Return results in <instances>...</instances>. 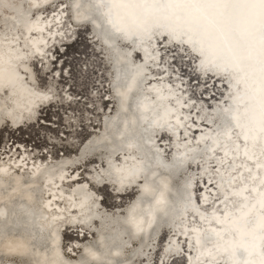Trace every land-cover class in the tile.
Wrapping results in <instances>:
<instances>
[{
	"label": "bare ground",
	"instance_id": "obj_1",
	"mask_svg": "<svg viewBox=\"0 0 264 264\" xmlns=\"http://www.w3.org/2000/svg\"><path fill=\"white\" fill-rule=\"evenodd\" d=\"M58 1L0 0V130L3 129V120L15 130L29 126L35 122L38 111L50 105L53 98H48L52 92L37 87L33 64L38 61L41 69L50 68L47 53L57 42L64 41L58 34L65 28L62 21L64 13L70 11L72 15L67 18L73 17L75 23L71 20L72 25L89 24L94 31L92 40L101 43L107 51L106 56L113 58L114 93L109 89L111 99L108 102L115 103L117 110L115 114L111 113L109 120L105 118L103 121L100 131L104 136L99 137L102 134L99 133L96 137L101 138L99 141L108 139L109 142L115 136L121 138L118 140L120 151L113 155L111 162L112 171L118 174L115 178L106 176L102 181L95 179L94 183L101 185L107 181L106 186L118 196L135 190L137 195L125 208L121 219H117L120 225L96 231L95 244L79 243V238L86 239L84 234L79 235V230L92 232L88 224L75 222L91 204L96 207L101 200L85 183L89 182L88 178L83 181L80 173L87 164L84 151L94 143L93 138L87 139L75 156L63 155L62 160L56 162L31 157L29 150L21 145L15 151L9 148L2 156L0 154V175H6L8 183H11L9 187L0 189V225L5 228H2L0 250L20 253V256L5 258L0 260V264H88V261L134 264L138 259L141 264L149 263L151 260L146 252L151 251L153 237L160 232V227L154 224L157 213L174 215L180 211L174 209L177 205L182 209V217L170 226L169 241L157 264H169L181 255L184 264H264V19L256 22L260 26L253 28L256 31L254 37L240 33L249 26L248 22H253L254 16L263 14L261 17L264 18V9L259 1L60 0L66 8H57L53 15L45 17V11ZM90 7L96 9L97 18L86 16L85 9ZM203 11L206 14L200 29L204 34H199V31L194 34L189 29V21L195 18V12ZM130 18L133 20L126 35L134 33L138 39L147 37L146 42L123 39L121 42L125 47L119 48L117 43L112 51L107 46L109 41L101 38L94 29L95 25L104 23L110 32L122 31V25ZM160 19L162 22L153 27V21ZM143 22L147 26L141 31L138 26ZM175 23L176 27L172 28ZM224 27L228 33L223 34ZM229 32L239 42V47L224 60H212L211 45L217 39L224 41L227 36H232ZM159 40L166 47L185 48L194 54L201 77L211 74L209 78L228 84L224 85L226 93L222 95L227 100L222 107H217L221 110L216 113L220 114L219 121H200L199 113H196L197 122L190 120V113L197 111V107L187 104L185 92L180 93V89L168 83L167 71L152 70V67L162 64L158 57ZM132 50L139 54L140 61L129 59ZM226 51L230 53L228 46ZM115 58L120 62H130V67H125L128 74L123 79L119 77L121 70L114 68ZM209 63L213 70L224 71L222 75L202 69ZM154 75L161 78L150 80ZM37 99L42 100L38 102ZM69 99L64 98L66 103ZM130 99H133L130 104L133 111L129 110V104L123 108V101ZM27 110L30 114L21 118L20 114ZM11 111L14 112L5 116ZM26 118H30L28 123ZM139 118L142 121L148 119L147 126L160 125L166 130L145 137L138 135L135 140L131 132L138 128ZM107 124L113 127L109 135L106 133ZM189 132H194L193 139ZM163 135L171 140L168 159L163 146L156 143L157 138ZM145 140L151 143L156 157L165 163L177 165L179 157L191 159L185 168L199 171L200 181L196 184L201 182L203 188L198 199L194 198L196 178L183 181L176 190L173 184L175 175L168 172L159 174L157 169L148 166L145 147H142ZM82 155V162L71 164L80 160ZM200 160L203 161L199 163ZM94 163L96 165H91L93 171L89 178L108 171L110 167L106 153L102 157L99 155ZM99 163L101 172L97 168ZM131 175L132 179L128 180ZM3 180L0 176L1 185H4ZM111 181L128 183V186L121 184V188H117ZM14 198L20 203L12 204L7 210V203ZM85 204L88 207L84 208ZM189 207L191 210L188 211ZM120 211L121 208L117 207L109 215L117 218ZM94 212L99 214L100 211L96 209ZM7 223L20 224V229L12 233V225ZM98 224L102 227L101 223ZM62 230L78 234V239L73 242L75 245L68 248L73 253H69V257L61 247ZM181 242L188 249L185 254ZM132 245L133 248L145 247L144 255L135 254Z\"/></svg>",
	"mask_w": 264,
	"mask_h": 264
},
{
	"label": "rangeland",
	"instance_id": "obj_2",
	"mask_svg": "<svg viewBox=\"0 0 264 264\" xmlns=\"http://www.w3.org/2000/svg\"><path fill=\"white\" fill-rule=\"evenodd\" d=\"M61 4L59 0L50 9L45 11L44 16L46 17L49 14L53 15L54 10L57 8L58 10L65 9L66 6ZM70 14V11L64 13L62 21L65 28L58 34L64 41L61 43L57 42L56 46L52 47L47 53L50 68L48 70L41 69L38 61H35L33 64L37 87L41 90H49L52 92L53 96L51 95L50 97L53 99L50 101V105L38 111L35 122L29 126L15 130L7 125L8 121H2L4 124L3 129L0 130L1 156L4 152L9 151V148L15 151L21 145L29 150L31 157H35L41 161L46 158H48L49 162L61 161L63 155L65 157H73L79 153V147L87 139L93 138L92 142L97 143L104 136L100 131V128L103 127V121L105 122L106 119L109 120L111 113L115 114L117 110L115 103L113 105L108 102L111 99V93H114L112 81L114 80L115 74L111 64L113 58L111 60L109 56H106L107 51L101 43H98L97 40H92L91 33L94 31H92L91 26L89 24L73 26L71 23V20L74 22L73 17L67 18ZM158 42H160L158 44V57L162 59V64L157 67H152V70L167 71L168 83L175 86L176 89H180V93L185 92L184 99L187 104L191 107H197V111L193 114L190 113V120L194 119L197 122L196 113H199L200 121L211 120L210 117L212 115L221 111L217 107H222L227 100L222 95L226 93V87L224 85L227 86L228 84L224 81L219 82L217 79L209 78L208 75L211 74L201 77V70L197 69L199 64L196 62L197 57L190 53V51H186L185 48L166 47V44L162 43L161 40ZM121 47H125L123 42L119 45V48ZM130 54L131 59L140 61L139 54L135 51H130ZM160 78V75L150 76V80ZM68 97L70 99L66 103V99L64 100V98ZM35 114L34 117L36 116ZM28 119L30 118H26V123H28ZM211 122L214 123V121ZM98 134L101 137L100 139L96 137ZM189 135H191V139L194 138V132H189ZM184 138L185 136L181 138L182 142ZM156 143L159 147L163 146L165 157L168 159L170 156V147H172L171 140L166 135H163V137L157 138ZM194 143L196 142L194 141ZM92 145L90 144L87 148L88 154L86 153L84 155L87 164L80 171L82 180L85 181L88 178L89 182L85 181V183L93 193L99 195L101 198V202L99 201L96 204V209L98 212L100 211L99 214H103V216L112 220L114 217L112 215L110 217L109 212L111 214L115 208L119 207L121 208L120 213L122 214L119 213L117 218L114 219H121L120 217L125 213V208L130 202L134 201L137 190L129 191L124 196H118L113 189L104 184L105 182L101 185L95 184L93 177H97V175L93 174L92 178H89L90 172L93 171L91 165L95 166L96 164L94 162L99 159V155L102 157V155L105 156V153L101 151L93 153L91 151ZM82 158L83 156L78 161H72L71 164L77 165L83 161ZM202 161L200 160L199 163ZM100 165V163L97 164V168L101 172ZM60 166L62 167L63 164ZM198 174L199 171L197 169L185 168L180 175L174 178V188L178 190V184L194 177L196 179L193 186L197 190L194 198L198 199L201 194L200 189L203 188L201 182L198 185L196 184V181H200V175ZM111 190L114 194L111 193ZM95 224H97L96 226L98 228L96 231H100L101 226L98 223ZM169 229L170 227L160 228V232H156L158 236L153 237L151 251L148 250L146 252L151 261L145 264H157L162 249L169 241ZM62 231L61 247L63 253L69 257V253H73L68 251V248L71 245H75L73 242L78 239V234L72 231ZM79 232V235L84 234L86 236V239L79 238L81 241L79 243H96L97 239L94 238L95 232L91 231L92 234L86 232L89 235L81 232V230ZM82 240L84 241L82 242ZM181 244L183 246L185 245L184 242H181ZM135 247L133 248L132 245V251L134 250L137 255L141 254L140 256H143L146 248ZM185 250L188 249L184 246L183 253ZM181 256L179 259H172L169 264H184L185 261ZM141 263L140 259L134 262V264ZM4 264L8 263L5 262Z\"/></svg>",
	"mask_w": 264,
	"mask_h": 264
},
{
	"label": "water",
	"instance_id": "obj_3",
	"mask_svg": "<svg viewBox=\"0 0 264 264\" xmlns=\"http://www.w3.org/2000/svg\"><path fill=\"white\" fill-rule=\"evenodd\" d=\"M1 5H3V3ZM143 7H144L143 4H141V8H143ZM230 8H232V5L230 6ZM136 10H139V8H136ZM95 11H96V9L94 7H90L88 9H85L86 16H88V17H91V16L96 17L97 15H96ZM157 14H159V13H157ZM205 14H206V11H203L202 13L195 12V18H193L192 20L189 21V23H190L189 29H191L194 34H198L197 33L198 31H199V34H201V35L204 34V30L201 32L200 26L202 25V20H203ZM262 15L263 14L256 15V17L254 16L253 22H248L249 26L246 27L244 30L240 31V33L242 35L245 34L246 36L254 37L255 34H256V31H254L253 28L257 27V26L259 28L260 24H258L256 22L260 18L264 19L263 17H261ZM132 20L133 19L130 18V21L128 20V22H125L124 25H122V27H121L122 31H118V32H110L108 29H106L108 27H106V25L104 23H101L99 25H95L94 29H95V31H98V33H99L101 38H106L109 41V43H108L109 45H107V46L112 51H114V48L117 47L116 46L117 43H118L117 45H120L121 40H123V39L126 40V41H134V42L137 41L139 43L146 42L148 40L147 37H144V39H138V37H134V33H132L133 35H129V36L126 35V31L130 30V26H131ZM229 21H230V17L228 16L227 22H229ZM161 22H162V19H160L159 21H153V27L159 25ZM217 22H219V21H217ZM177 23H179V22H177ZM144 26H147V24L145 22H143L140 26H138L139 30L143 31L144 30ZM174 27H176V23H175L174 26H172V28H174ZM222 31H223V34L228 33V30H226L225 27L222 29ZM120 32H123V33H120ZM210 33H212V34L214 33L213 35L217 34V32H210ZM229 34L232 35V33H230V32H229ZM178 38H181V37H178ZM214 38H216V37L214 36ZM214 42H215V44L211 45L212 46V51L210 52V55L212 56V60H215V61H220L221 59L224 60V57L230 56L231 52H233L236 48L239 47V42L237 40H235L233 35L232 36H227L226 40H224V41H220L219 39H217ZM227 46L229 47L230 53L228 51H226V47ZM225 52H227V53H225ZM114 54L115 53L113 52V55ZM115 59H116V62L114 61V66H115L114 68L116 70H119V71L121 70L119 77H120V79H123V76L125 74L126 75L128 74L127 73V69L125 67H127V68L130 67V65H129L130 62H129V60H127L128 63H124V62H120L118 60V58H115ZM129 59H131V57ZM202 69H205L207 71H209V70L210 71H214V72H216V73H218L220 75H222V72H224V71H215V70H213V66L210 65V63L207 64V65H203ZM141 76L143 77V75H141ZM116 82H117V79H116ZM119 82H120V80H119ZM50 98L51 97H49L48 99H50ZM41 100L42 99H37L38 102H40ZM43 100H44V98H43ZM132 100L133 99H130L129 101H123V108L125 109L127 104H129L128 105L129 110L133 111V109L131 108V105H130L132 103ZM12 112H14V111L6 113L5 116H8ZM124 112L125 111H123V113ZM29 114H30V110L29 111L27 110V111H24V114H20V115L22 116L21 118H25ZM219 116H220V114H214L210 118H211L212 121H214V122L216 121L217 122V121H219L218 120ZM18 120L19 119L17 118L16 122ZM138 120H139L138 128L135 129V130L132 129V132H131L132 135L134 136L135 140H136V138H138V135H142L143 137H145L146 135H152L156 131H159V130H162V129L166 130L165 129L166 127H163V126H160V125H158V126H154V125L147 126L148 119H144L145 121H142L139 118V119H137V121ZM131 124H133V123H131ZM180 129H181V127H180ZM112 130H113V127L111 125L107 124L106 133H108V135H109V133H111ZM175 132H176V130L174 131V133ZM119 139H121V138H119L118 136H115L114 138H112L111 142H109L108 139H103V140L97 142L96 144H94V143H93V145L91 144L92 145L91 146V151L93 153L94 152L97 153V151H101V152L106 153L107 161H108V163L110 165L109 168L107 167L108 171H104V174L101 173L100 176H97V177L94 176L93 177L94 180L95 179L96 180H101L102 178H104L106 176H108V177L112 176L114 178H115V176H117L118 173L116 171H112V166H111L112 163L111 162H112V159H113V155L116 152L120 151V148L118 147V143H119L118 140ZM136 145L139 147L138 143ZM142 147H145L144 150H145V155H146V158H147L146 160L149 161V165L148 166L150 168L157 169V172L159 174L168 172V173H172L173 176L174 175L175 176L180 175V173L182 171H184L185 166L188 165L191 162V159L183 160L182 158L179 157L177 160H180V161L178 162L177 165H174V164H171V163H165L164 161H162L158 157H156L154 149L152 148L151 143L149 141L145 140L143 142V146ZM87 151H88V149H86L84 151V155H86ZM0 176L2 178H4L3 181H5L3 183L4 185H1V183H0V189H5L6 187H9L11 183H8V180H7L8 177H6V175H4L3 173ZM132 176L133 175L129 176L128 180H131ZM103 182H105L104 184H108L107 181H103ZM111 182L114 183V185L117 188H121L120 186H121L122 183H120L118 181H111ZM127 184L128 183H126V184L123 183L122 186H128ZM111 193L114 194V192L112 190H111ZM191 200H192V197H191ZM18 203H20L19 199H15V198L11 199L9 201V203H7L6 209L9 210L10 207H12V204L18 205ZM85 207H88V204H85L84 208ZM175 207H174V209H177V210H180V211L178 213L174 214V215H172V214L168 215L169 217L166 216V214L161 215V214L157 213L158 218H156V220L154 221L155 226L158 225L162 229V228H166V227H170L172 225H175V223L179 221L178 218L182 217V209H180L178 205L175 206ZM187 210L189 211V210H191V208L189 207ZM92 211H96V207H95V205L91 204V206H89V208H87L83 213L80 214V218H79L80 220L78 222H75V223L76 224H88V225H90L92 223V225H90V227H89V230L93 231V232H96V230L98 229L97 226H96L97 224H95V223H101V225H102L101 228L102 229H110V228L117 227V225H120V223H119L120 221H117V219L113 218L112 220H110V218H106L105 216H103V214H101V215L98 214V213L96 214V212H94V214H93ZM88 216H90V217H88ZM15 220L16 219H13V222H15ZM7 225L8 226L12 225V228L10 229V231H12V233L17 232L20 229V224L15 225V224H12V223H7ZM7 225L5 227H8ZM2 228L3 227L0 225V240L3 238L2 237L3 236ZM3 229H5V228H3ZM117 229H119V228H117ZM86 235H89V234L86 233ZM43 242H44V240L42 239V243ZM135 254H134V258H136ZM18 255L20 256V253H6V252L0 250V260L1 261L4 260L5 258H9L11 256H18ZM88 264H109V263H106L105 261H88Z\"/></svg>",
	"mask_w": 264,
	"mask_h": 264
},
{
	"label": "snow or ice",
	"instance_id": "obj_4",
	"mask_svg": "<svg viewBox=\"0 0 264 264\" xmlns=\"http://www.w3.org/2000/svg\"><path fill=\"white\" fill-rule=\"evenodd\" d=\"M259 5L262 9H264V0H259Z\"/></svg>",
	"mask_w": 264,
	"mask_h": 264
}]
</instances>
